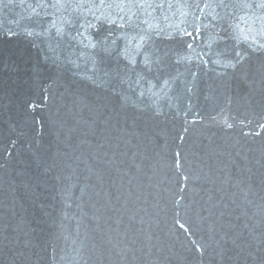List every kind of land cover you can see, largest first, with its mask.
<instances>
[{
    "label": "water",
    "instance_id": "95a60500",
    "mask_svg": "<svg viewBox=\"0 0 264 264\" xmlns=\"http://www.w3.org/2000/svg\"><path fill=\"white\" fill-rule=\"evenodd\" d=\"M0 264H264V0H0Z\"/></svg>",
    "mask_w": 264,
    "mask_h": 264
}]
</instances>
